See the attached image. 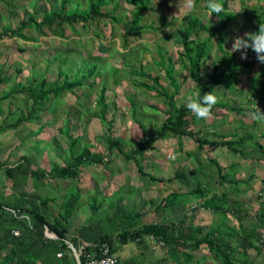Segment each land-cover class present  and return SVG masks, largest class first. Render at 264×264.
Masks as SVG:
<instances>
[{
    "label": "rangeland",
    "instance_id": "rangeland-1",
    "mask_svg": "<svg viewBox=\"0 0 264 264\" xmlns=\"http://www.w3.org/2000/svg\"><path fill=\"white\" fill-rule=\"evenodd\" d=\"M59 2H0V35L2 29L15 28L30 16H34L37 22L41 21L42 15L56 9ZM116 2L117 8L114 9L111 3L102 9L104 13H112L111 19L93 21L86 27L77 24L71 29L65 25L62 32L56 28L54 31L44 28L42 32L31 30L25 35L32 41L0 37V79L8 78L7 83L0 84V97L17 82L26 87L40 78H46L50 83L56 79L62 81L65 75L73 79L74 75L81 76L95 66L93 75L85 79L82 89L48 102L38 120L19 128H8L16 119L11 114L18 116L28 102L16 94L0 102V128L6 126V132L0 133V164H13L19 157L29 156L33 169L64 166L71 156L68 151L71 142L65 136L66 125L69 136L78 139L72 154H78L86 147L92 153H99L105 162L109 160V164L101 166L84 165L77 180H48L36 187L31 181L15 186L0 170V197H9L11 194L51 197L55 200L51 206L57 211L65 195L76 188L81 189V203L69 218L66 228L68 239L75 229L78 232L81 229V237L87 240H84L85 244H91L98 235L107 232L113 223L116 225L121 219L119 211L140 213V219L136 220L137 227L150 223L178 224L185 219L186 223L199 224L205 229L217 226L224 231H237L235 217L230 214L213 215L200 209L201 200L197 197L186 198L179 205L168 209L158 208L169 193L193 191L199 184L203 185L208 196L224 195L229 207L233 208L232 201L241 200L245 210L241 215H246L243 223L245 226L253 224L264 203V153L257 147L258 143L264 147V119L254 116L256 103L264 112V95L252 85L253 80L264 85V65L257 60L244 70L232 90L221 87L214 90L219 102L228 104L227 108L218 110L207 121L195 115L189 117L190 128L197 136H206L211 140L214 139L212 133L226 136L228 140L235 135L251 136L250 141L242 147L241 155H231L220 147L199 148L194 139L179 140L168 136L152 145L137 162H126L116 150L108 154L106 141L108 136L119 139L129 149L142 136L141 126L147 133H156L166 118L163 113L166 109L164 99L157 92L138 84L148 82L137 75L143 69L151 76H160L161 86L173 92L160 66L158 51L164 55V60L170 57L174 65V77L180 85L175 96L176 104H186V97L196 91L187 71L179 62L182 46L178 30L183 26L182 18L185 15L198 17L210 29H218L226 17L231 18L224 31V50L229 52L237 35L254 32L253 14L264 10V0H229L225 12L220 15L209 13L208 0H200L195 10H182L180 14L178 6L182 7L183 0H152L154 12L142 21L152 30L128 38L126 44L123 42L122 24L128 21L134 6L125 0ZM87 3L88 0H70L66 8L85 10ZM200 37L203 39L204 34ZM220 55L215 38L202 68L203 77L212 71L213 61ZM236 58L241 62V53L237 52ZM164 67H167V62ZM148 84L154 86L152 82ZM103 87L106 88V123L94 116L100 111L96 102ZM231 108H237L240 112H233ZM249 108L254 109V112ZM211 159L222 169L221 173L211 164ZM191 170L196 171V174H190ZM177 171L186 176V185L179 182L158 183L149 179L152 176L166 180ZM219 174L225 176L226 180H222ZM231 180L237 184H230ZM94 195L101 205L97 212L90 208ZM119 198L122 200L117 204ZM192 206L197 208L192 210ZM115 244L119 245L118 259L122 261L130 257L137 259L143 252L145 263L151 264L164 255L151 240H146V248L138 247L135 243L120 245L115 234ZM260 249V255L254 250L248 251L252 264H264V249ZM194 255L199 264L218 263L215 259H205L208 256L206 248H201Z\"/></svg>",
    "mask_w": 264,
    "mask_h": 264
},
{
    "label": "trees",
    "instance_id": "trees-1",
    "mask_svg": "<svg viewBox=\"0 0 264 264\" xmlns=\"http://www.w3.org/2000/svg\"><path fill=\"white\" fill-rule=\"evenodd\" d=\"M127 4L133 5L134 9L130 14L128 21L122 24L123 42L126 44L128 38L136 37L145 30H152L151 27L143 25V18L154 12V6L151 5L152 0H125ZM231 1V0H230ZM4 2V0H0ZM70 0H60L56 9L45 12L41 21L37 22L34 16H30L28 20H23L15 28L6 27L2 29L0 37L17 38L22 41H32L25 33L31 30L42 32L43 29L54 31V29H62L65 25L74 29L75 25L81 24L86 27L90 22L111 19L112 13H104L103 8L109 4H114V9L118 7L116 0H88L85 10H78L74 7L67 10L66 6ZM196 4L200 0H195ZM229 0H223L225 10ZM8 6L10 3L8 2ZM114 11V10H113ZM255 26L253 33L259 31L260 24L264 25V10L253 14ZM116 20V19H115ZM231 18L226 17L218 29H210L209 26L202 23L201 20L194 15H185L182 18L183 26L178 30L181 38L182 51L180 53L179 62L184 70L188 73V78L194 84L196 91L203 94L214 91L217 87L225 90H232L236 80L242 75L244 70L250 68L257 60L256 54L248 50V58L238 62L236 53L231 54L224 50L225 37L224 31ZM112 21V20H111ZM204 38L201 39V35ZM216 38V46L220 52V56L213 61L212 71L206 76L202 75L203 65L208 57V52ZM160 59V66L165 71L169 86L173 92L161 86L160 76H151L149 73L140 69L137 75L145 81L152 82L154 86H150L148 82L138 83L141 87L149 91L157 92L165 101L166 109L163 111L166 118L158 126L156 133H147L141 126L142 136L138 142L127 149V147L119 140L108 136L106 141V149L108 154L116 150L126 162H137L138 158L144 156L145 152L158 141L164 140L168 136L175 137L179 140L183 138L194 139L199 148L216 147L225 148L231 155H241L242 147L250 141L251 136L236 135L233 139H227L226 136L212 133L214 139H208L206 136H197L190 128L189 117L191 113L186 104L177 105L175 96L178 94L180 85L174 77V65L171 58L162 55L161 51L157 52ZM167 62V67H164ZM95 66L89 68L87 72H83L81 76L77 74L74 78L65 75L62 81H47L46 78L35 79L28 86H23L17 82L13 88L0 97V102L7 100L12 94L23 96L28 102L23 112H20L15 121L8 126L9 129H16L25 124L38 120L42 111L45 110L48 102L57 100L64 95L73 94L76 89L84 87V81L87 77L93 75ZM8 78L0 79V84L7 83ZM253 87L264 95V85L257 80H253ZM160 89H158V88ZM250 103V101H248ZM100 107V111L94 114L102 123L105 121V113L107 111L106 104V88L101 89L100 95L96 102ZM228 107L227 103L218 102L213 108V115L220 109ZM233 112H240L237 108L230 109ZM251 112L254 109L249 108ZM7 128V129H8ZM6 132V126L0 128V133ZM69 128L65 126V136L71 142L69 152L71 153L70 161L64 166H52L49 169L36 168L33 169L32 158L21 156L13 164L2 163L0 170L3 176L15 186H20L22 182L31 181L33 187L42 185L45 181L54 180H77L80 177L81 169L84 165L101 166L104 163L109 164V160L99 153H92L88 148L84 147L78 154H72L78 139L71 138L68 134ZM257 147L264 153V147L258 143ZM211 164L216 167L218 173L222 169L217 165L214 159L210 160ZM140 174H142L139 171ZM190 174H196L191 170ZM222 180H226L225 176L220 175ZM150 181L158 183L179 182L183 185L187 184L186 176L177 171L172 178L166 180L150 176ZM230 184L236 185L233 180ZM23 184V183H22ZM82 191L79 188L64 196L63 202L55 211L51 204L54 199L51 197H42L39 195H17L11 194L9 197L1 195L0 197V264H76V261L65 243L67 241L66 223L73 213L76 212L80 205ZM197 197L201 200L200 209L210 212L211 214H221L223 216L231 215L238 222L237 231H224L217 226H210L205 229L202 225L194 223H186V220L180 221L178 224H162L150 223L137 227V221L141 217L140 213H127L119 211L118 223L111 225V228L93 240L91 244L82 248L79 259L81 264H85L87 255L96 251L101 245H107L109 253L116 256L119 252V245L115 244V234L120 245L135 243L138 247L146 248V240L158 245L163 251V257L156 259L157 264H199L195 259V252L201 248H206L207 257L205 259L217 260V264H252L248 251L254 250L257 255L261 254L264 249V203H262L255 222L249 226H245L244 219L246 215H241L244 210L241 200L233 202V208L229 207L228 201L224 195L220 197L212 194L208 196L203 190V185L199 184L195 190L186 193L171 192L162 199L158 208L168 209L179 205L184 199ZM121 198L118 199L119 204ZM91 210L97 212L100 206L97 202L96 195L91 198ZM192 206V210L196 209ZM236 211V214L234 212ZM136 221V223H135ZM126 223V226L124 224ZM120 223V224H119ZM17 232V235H14ZM47 235L55 236L56 239L48 238ZM74 244V240H70ZM74 246V245H73ZM75 247V246H74ZM60 254L61 257L57 255ZM140 257L129 258L125 261L118 259L120 264H136Z\"/></svg>",
    "mask_w": 264,
    "mask_h": 264
},
{
    "label": "clouds",
    "instance_id": "clouds-1",
    "mask_svg": "<svg viewBox=\"0 0 264 264\" xmlns=\"http://www.w3.org/2000/svg\"><path fill=\"white\" fill-rule=\"evenodd\" d=\"M179 14L182 10H195V0H183L182 7L178 6ZM207 8L210 14L220 15L225 12L223 0H208ZM212 16V15H211ZM248 50L256 54L257 61L264 65V25L260 24L259 31L256 33L246 32L243 36L237 35L233 42L231 54L241 53V59L248 58ZM219 102V97L214 91L203 94L201 97L200 92L193 91L186 97V107L198 119L210 120L213 116V108ZM255 118L264 119V112L258 108L256 103Z\"/></svg>",
    "mask_w": 264,
    "mask_h": 264
},
{
    "label": "built area",
    "instance_id": "built-area-1",
    "mask_svg": "<svg viewBox=\"0 0 264 264\" xmlns=\"http://www.w3.org/2000/svg\"><path fill=\"white\" fill-rule=\"evenodd\" d=\"M17 232H14V235H17ZM48 238H53L51 235H47ZM88 246V245H85ZM84 246V247H85ZM61 257L60 254L57 255ZM85 264H120L116 256L109 253V248L107 245H101L98 249L92 252L90 255H87Z\"/></svg>",
    "mask_w": 264,
    "mask_h": 264
},
{
    "label": "crops",
    "instance_id": "crops-1",
    "mask_svg": "<svg viewBox=\"0 0 264 264\" xmlns=\"http://www.w3.org/2000/svg\"><path fill=\"white\" fill-rule=\"evenodd\" d=\"M2 78H4V77H2ZM2 78H1V79H2ZM77 229H79V228H77ZM76 232H78V231L75 229L74 232L71 234V236H69V237H70L69 239L67 238V233H66V238H67V241H68V242H70V240H74V241H75L73 245L76 247V249L78 250V252H79V254H80L82 248H83L85 245H89V243H88V244H85V242H84L85 239H83V238L81 237V233H82L81 229H80V231H79L78 233H76ZM100 235H101V234H100ZM100 235H98L96 238H98ZM96 238H95V239H96ZM95 239H93V240H95ZM93 240H92L90 243H92ZM85 241H87V240H85ZM70 243H71V242H70ZM82 244H85V245L82 246ZM120 249H121V248H120ZM118 255L120 256L119 252L116 254V257H118ZM130 258H132V257H130ZM127 259H129V258H126L125 260H127ZM125 260H124V261H125ZM136 264H149V263H145V259L140 258V259H138V261H136ZM151 264H157V263L155 262V263H151Z\"/></svg>",
    "mask_w": 264,
    "mask_h": 264
},
{
    "label": "water",
    "instance_id": "water-1",
    "mask_svg": "<svg viewBox=\"0 0 264 264\" xmlns=\"http://www.w3.org/2000/svg\"><path fill=\"white\" fill-rule=\"evenodd\" d=\"M52 239H56V237L53 236ZM65 243L68 245L69 249L71 250V253H72V255H73V257H74V259L76 261V264H81L80 263V259H79V255L80 254H79L78 250L73 246L72 243H70L68 241H65Z\"/></svg>",
    "mask_w": 264,
    "mask_h": 264
}]
</instances>
